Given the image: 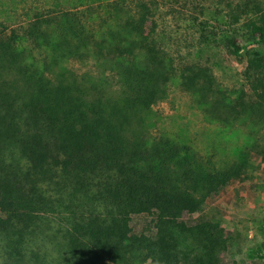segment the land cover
I'll return each instance as SVG.
<instances>
[{
    "label": "trees",
    "instance_id": "trees-1",
    "mask_svg": "<svg viewBox=\"0 0 264 264\" xmlns=\"http://www.w3.org/2000/svg\"><path fill=\"white\" fill-rule=\"evenodd\" d=\"M199 1L21 0L23 22L0 20V264H238L218 222L189 219L242 177L250 152L219 164L153 131L174 79L206 121L264 128V0ZM188 6L203 48L245 60L242 88L161 42L160 21ZM86 62L95 76L64 68ZM133 215L151 218L150 234L132 233Z\"/></svg>",
    "mask_w": 264,
    "mask_h": 264
},
{
    "label": "rangeland",
    "instance_id": "rangeland-1",
    "mask_svg": "<svg viewBox=\"0 0 264 264\" xmlns=\"http://www.w3.org/2000/svg\"><path fill=\"white\" fill-rule=\"evenodd\" d=\"M15 1L12 13V0H0V20L11 16L6 24L17 25L24 21L23 4L17 5L21 0ZM203 2L199 1L198 5ZM206 4H211V0H206ZM186 9L176 17L168 15L166 20L160 21L159 30L164 24L170 33V37L161 38V42L177 61L207 65L223 87L242 88L245 84L242 76L245 60L231 56L221 44H209L203 48L195 39L192 16H189L194 8L188 6ZM64 68H72L78 73L87 71L93 76L98 73L91 62L67 63ZM152 109L155 134L164 132L172 138L189 142L202 154L214 156L219 164L236 159L241 150L250 152L251 164L242 177L210 199L205 213L189 220L194 223L208 219L224 228L228 239L226 256L230 262L264 264V258L249 257L251 250L264 244V163L256 152L258 144H264V128L258 124L230 128L206 121L199 106L190 94L181 89L177 79L170 82L166 99ZM150 219L146 215H133L132 233L150 234L147 230Z\"/></svg>",
    "mask_w": 264,
    "mask_h": 264
}]
</instances>
